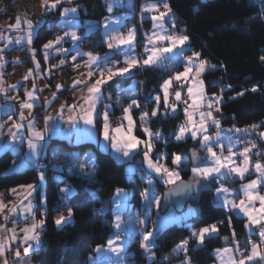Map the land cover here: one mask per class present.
<instances>
[{"label": "snow or ice", "instance_id": "obj_1", "mask_svg": "<svg viewBox=\"0 0 264 264\" xmlns=\"http://www.w3.org/2000/svg\"><path fill=\"white\" fill-rule=\"evenodd\" d=\"M65 3L71 4L72 0H42L44 11L40 19L33 21L17 16L15 23L8 25L7 29L9 33H15V35L6 36L0 32V43L3 45L0 46V93H3L7 100L18 99V97H8L6 94L9 90L18 92L22 85L18 81L17 84L4 87V68L8 63L4 55L5 50L14 44L29 48L34 69H29L23 80L32 79L34 81L37 74L42 73V70L39 60L36 59L37 49L32 45L36 39H39V30L47 23V17L53 12H60L61 19L57 27L62 35L57 34L54 39H50L42 45L41 52L44 60L47 61L52 53L57 56H71V66L78 68L80 65H76L75 61L78 58L87 57L84 66L89 69L86 73V79L74 80L71 86L74 91L80 90L79 98L72 104L62 103L55 115H46L43 129L38 128L35 117L29 119L24 115V111L28 110V114L31 116L32 109L40 99L36 93L42 89H37L35 83L32 84L31 89L23 88L26 99L19 103L18 122L12 120V115H8V121H12L11 124L8 121L0 123V149L11 150L20 160L19 163H13L12 171L19 172L25 168H33L37 170L39 180L38 184L19 185L10 190L19 200V204L8 209V215L3 217L5 222L10 217L21 214H23L24 221L31 219L32 222L20 229L19 232L15 227L7 229L4 225H0V264H9L5 253L12 249L14 242L23 245V253L26 255L30 251L39 250L44 244L40 233L44 230L48 214L47 196L44 195L40 198V208L43 211L41 219L36 220L35 211L39 209L33 202L35 200L34 194L45 183L47 165L41 164L40 161L47 158L46 154L50 149L49 140L53 135L61 134L70 140L75 137L76 143H80L83 139L95 140L97 144L109 150L116 160L129 165L127 169L129 177L134 176L140 169H145L149 176L155 177V181L169 186V190L164 196L165 203L173 196L180 194L186 198L196 199L201 191H211L213 184H218L214 189L215 202L219 207L227 209L229 213L244 218L246 220L245 227L249 234L257 235L258 241L248 240L242 247L240 242L235 239L236 234L233 229L231 246L215 249L214 256L220 261V264H264V194H261V188H264V162H261V159H256L253 163V155L262 157L264 153L259 151L254 153L255 142L246 139L247 136L253 134L264 139V131L256 133L255 130L260 125L255 124L243 129L236 127L221 128V121L214 113L220 112V105L223 103V89L220 95L208 96L205 92L204 80L201 78L205 71L214 69L216 65H210L207 60L201 58V53L197 51H192L189 56L184 55V52L189 50L185 48V45L190 38L186 34H179L175 31V17L170 15L172 9L164 0H160L158 3H148L141 8V19L144 18L146 12L158 13L150 17L153 21V31L143 34L145 36L143 59L135 52V25L129 27L126 33L121 30L128 27L126 20L129 15L134 13L132 0H109L107 12L112 13L114 6H124L130 11L123 16L109 15L102 22H81L79 18L80 6L62 7ZM166 17L171 28L165 24ZM95 31L102 33L104 43L109 49V52L103 56L90 51L85 52L82 49L83 40L87 38L88 34ZM65 44L68 47H64ZM113 55H121L124 59L112 61L110 64L106 63ZM261 60H264V56H261ZM12 62L20 63L21 61ZM68 63L70 62L60 59L57 65H52L48 69L47 75H51L52 68H58ZM121 63L125 66L120 67ZM179 65L183 66V71L170 75L160 86L163 96V113H160L161 96L153 97L149 94L144 97V103L154 102L155 108L150 115L144 112L139 117V127L146 135V139H141L134 134L138 125L132 116V110L134 108L139 109L141 106L138 92L131 86L128 89H120L116 100L112 101L111 94L106 96L102 89L115 77H123L125 74L131 75L133 69L160 67L172 71ZM97 73L98 78L94 79ZM134 83L139 84L140 82ZM63 87L59 83L56 85L57 91ZM181 89L185 90L183 96ZM256 90L257 88L253 87L252 91ZM170 94L175 103L169 102ZM243 94L240 92L237 93V96ZM234 98L232 97V99ZM52 99H56L55 93L52 94ZM124 99L129 101L127 105L124 104ZM47 102L51 103V101ZM114 104H118L123 110V116L115 126L109 116V113L113 112ZM181 104L184 106L183 112L186 119L179 126L174 138L176 141H182L186 138L198 140L206 155L200 157L194 150L191 153L192 159L188 160L173 154L172 164L174 167L169 168L166 163L162 162L167 158L165 153H160L153 159L154 144L165 141L163 135L158 131L153 132L149 124L152 118L158 114L167 116L171 113L175 115ZM98 107L100 111H97ZM14 111V105L5 106L6 113ZM97 123L100 125L99 128H97ZM6 125L7 132L5 133L3 129ZM210 127L216 129L214 134H209ZM25 144L27 151L23 150ZM238 146L241 147L238 149ZM137 155L143 156V163L135 161ZM57 158H62L54 165L58 172H62L66 166L70 173L94 181L96 166L92 154L89 153L80 157L53 150V159L56 160ZM190 165L193 180L184 182L180 173L188 170ZM250 171L256 174V179L243 184L238 192H233L225 187L229 178L243 179ZM57 180L59 183H63L62 176H57ZM145 182L148 187L140 193L145 218L140 219L130 207V194L124 189L117 188L112 198L107 201L113 213L112 224L115 231L107 241L106 247L97 245L95 251L115 254V257H106L105 264H124L121 257L126 251L127 244L139 236L141 249L147 254L152 264H156L157 236L166 227L167 222H178L189 228L191 235L189 238L183 239L173 249V253L182 252L184 254L182 264H191L188 256L190 241H195L198 247L204 246L206 240H212L219 236L218 225L223 224V221H217L196 229L191 223V218L198 216V213L192 208H189V211L180 218L171 216L160 218L161 198L155 193V182L152 179ZM60 192L63 193L62 200L67 208V215L60 214L55 219L54 223L58 228L69 223L74 216L73 209L67 206L65 199L71 198L75 194L73 187L67 185L61 188ZM6 207L0 201V213H3ZM153 208L157 209V221L151 219ZM15 223L16 221L13 220V224ZM231 223L232 215H229V226ZM135 225L141 227L137 228ZM149 226H151V230H149ZM228 239L225 237L226 241ZM14 255L17 258V264H23L18 259L21 256L19 247L15 249ZM93 264H97V262L94 261Z\"/></svg>", "mask_w": 264, "mask_h": 264}, {"label": "trees", "instance_id": "obj_2", "mask_svg": "<svg viewBox=\"0 0 264 264\" xmlns=\"http://www.w3.org/2000/svg\"><path fill=\"white\" fill-rule=\"evenodd\" d=\"M137 1L141 3L143 0ZM165 1L175 17V31L179 34H186L190 38L189 52H200L202 59L207 60L209 64L216 65L214 69H209L204 73L203 80L208 95H220L223 89V103L220 105V112L215 113L221 121V127L242 129L255 124L260 125L255 132H261L264 129V60H261V56H264V11H262L264 0ZM78 3L84 8L81 11L82 17L101 20L107 15L104 0H80ZM53 30L52 23H46L41 27L39 39L34 41V47L38 49L47 42ZM82 45L95 52L107 51L100 31L88 34ZM167 78V73L160 67H144L133 69L131 75L115 77L104 88L115 101L120 89L134 82H140L135 84L140 93L141 106L139 109L134 108L132 114L138 125L135 130L136 135L141 138H145V134L139 127V117L146 110L150 113L154 106V102L144 103V97L150 94L153 97L159 95L163 98L160 86ZM253 87L257 90L252 91ZM240 92L244 94L237 96ZM232 97L235 98L232 99ZM124 104L127 105L125 102ZM178 108L180 109L175 115L158 114L150 121L151 127L155 131L160 130L165 138V142L154 144L153 156L158 149H167L169 166H173V154L191 160L190 151L198 149V143L193 139L176 141L174 138L179 124L185 118L183 107ZM122 111L118 104H114V114H120ZM163 112L162 104L161 113ZM250 136L258 141L257 145L264 153V142L261 138L255 134ZM61 143L68 146L67 142L62 141ZM78 147L93 149L98 164L97 175L92 181L80 175H68L66 170L55 171L54 159L45 164L47 171L44 189L47 196L48 214L42 231L44 244L32 253V258L39 264H91L90 257L96 246L105 244L115 231L112 224V211L107 201L112 198L117 188H127L132 190L131 200L137 205L140 202V193L146 186V182L141 179V176L146 174L144 169L128 177L126 163L116 160L111 152L103 151L93 143L81 144ZM200 153L202 155V152ZM51 156L53 158V155ZM13 157L10 151L0 154V190L31 183L38 178L37 170L33 168L8 172ZM139 157L141 155L135 157L136 162ZM57 176L63 177V183L58 182ZM181 178L182 180H193L190 168L181 172ZM66 183L74 188L75 194L69 198L74 216L69 223L58 228L54 221L62 212L64 201L60 189ZM217 185L213 184V190L203 192L199 202L187 203L182 211L171 207L177 212H183L188 205H191L198 213V216L191 218V223L196 229L223 221V224L218 225L219 236L206 240L204 246L198 247L195 241H190L188 256L191 264H212L213 250L232 241L233 229L236 234L235 239L242 247L244 245L242 239L248 233L245 219L229 213L227 209L219 207L215 202L214 189ZM157 187L162 198L169 186L157 182ZM229 215H232L230 226L228 224ZM190 235V229L182 226L181 223H174L161 230L156 241L158 245L155 249L156 264H182L184 254L182 252L174 254L173 249ZM225 237L229 238L227 242L223 241ZM128 251L127 264H152L141 249L139 239L130 242Z\"/></svg>", "mask_w": 264, "mask_h": 264}, {"label": "crops", "instance_id": "obj_3", "mask_svg": "<svg viewBox=\"0 0 264 264\" xmlns=\"http://www.w3.org/2000/svg\"><path fill=\"white\" fill-rule=\"evenodd\" d=\"M79 1L80 0H72L71 4L65 3V4L62 5V7H76V6H80L79 18H80L81 22H86V21H100V22H102L104 20V18L109 16V15H112V16H123V15L128 14L129 11H130L127 7H124V6H119V7H115L114 6L112 13L107 12V15L105 17H103L101 20H92V19H89V18L82 17V15H81L82 12L81 11L84 8H83V5L78 3ZM104 1H105V9H106L109 0H104ZM153 2L158 3L160 1L159 0H143L141 3H139L137 0H132V3L134 5V12H136L139 9H141L144 5H146L148 3H153ZM164 2H166V1L164 0ZM43 11H44V8L42 7V0H19L18 4L15 5V6H8V4L6 3L5 0H0V32H3L6 36L7 35H15V33H9L7 29H8V25L15 23V19H16L17 16H20L21 18H27V19H31L33 21H36V20L41 18V14L43 13ZM56 12L59 15V19H58V22H57V24H58L60 22L61 17H60V12L59 11H56ZM84 13H85V11H84ZM156 14H158V13H156V12L148 13L147 16H144L143 19H140V21L143 23V24H141V27H138L137 25H135V28H136V48H135V52L141 59L143 57L142 54L144 52L143 40H144L145 36L143 34L144 33H151L153 31V27H152L153 21L151 20L150 17H151V15H156ZM170 15H172V13ZM133 19L136 20V15H134V13H132L131 15L128 16V19L126 20V24L129 21L133 20ZM167 20H168V18L166 17L165 18V24H166L167 27L171 28V25L168 24ZM44 25H46V23ZM131 26H133V25H128L126 30H123V29H121V30L126 33L128 28L131 27ZM61 35H62V33H61ZM54 38L50 37L49 40L50 39H54ZM103 40H104V38H103ZM45 43H47V42H45ZM188 43H189V41L185 45L186 49H189ZM0 46H3L2 43H0ZM17 46H22L24 48V50L29 55V61L23 62L17 55L13 54V49L15 47H17ZM32 47H34V43H33ZM64 47H68V45L65 44ZM41 48H42V46L40 48H38V49L36 48L37 49L36 59L39 60V62H40V67H41L42 73L41 74H37V78L34 81L32 79H29L28 81H24L23 80V77L27 74L28 70L29 69H34V62H33L32 58H31L29 48L27 46H24V45H15L14 44V45H10L9 49L5 50L4 55H5L6 59L8 60V63L6 64V66L4 68V73H5L4 76H3V80L5 82L4 87L7 88L10 85L17 84L18 81L21 82L22 87H21V90H19L18 92L9 90L7 92V94H6L8 97H18V99H16V100H7L5 98V95L3 93H0V123L8 121V115H12V120L18 122L19 113H20L19 103L26 99L25 92L23 91V88L31 89L33 83H35L37 89H42V91H37V93H36L40 97V99L38 100V102L36 103L34 108L32 109L31 116H29L28 110L24 111V115L26 117H28L29 119H31L32 117H35V120L37 122V126L40 129H43V127H44V119H43V121H41V120H39L37 118V112L38 111H43L45 116L48 115V114L55 115V113L59 110V107H60V105L62 103L67 102L68 104H72L79 98L80 90L77 89V90L74 91L71 86H72L74 80L86 79V73L89 71V69L87 67H85L84 64H85V61L87 60V57H84L82 59L78 58L75 61V64L76 65H80V67L76 68V67L71 66V56H67V57L66 56H57L55 53H52V54H50L49 59L47 61H45L44 58H43L42 52H41ZM82 49L85 52L90 51V52H92L94 54H99L101 56H103V55H105L106 53L109 52L108 48H107V51L104 52V53L91 51V50L86 49L85 47H83V45H82ZM191 53L192 52H189V50H186L184 52V55L185 56H189V55H191ZM72 55H75V53H72ZM60 59H65V60L69 61L70 63H68V64H70V66L73 69V71L79 73L81 75V77H77L75 75H70L69 72H67L65 70L67 64L62 65V66H60L58 68H52L51 69V75L50 76L47 75L48 69L51 68L52 65H57L59 63ZM123 59L124 58L121 55H113L109 61H106V63L110 64L112 61H122ZM16 60H19L21 62L20 63H13L12 62V61H16ZM124 66L125 65L123 63L120 64V67H124ZM180 71H183V66H180V69H178L177 72H180ZM204 73H203V75H204ZM95 78H98V73H97V76L94 77V79ZM58 83L62 84L63 86H65V84H67V86H69L70 89L72 90L73 97H72V99L70 101H68V100L64 99L63 97H61V95H60V91L61 90L57 91V88H56V85ZM89 83H91V81H89ZM130 86L136 92H138V94H140L139 91L137 90V87H136L135 83H132L131 85H129L127 87H123L122 89H128ZM104 88H105V86H104ZM104 88L102 89V91H104ZM53 93L56 94V99L55 100L52 99V94ZM122 99H123V97H122ZM138 99H139V95H138ZM47 101H51V103L49 104ZM124 102L127 104L129 101L127 99H124ZM8 104H12V105L15 106V111L14 112H12V113H6L5 112V106L8 105ZM154 108H155V103H154V106L152 108V111H153ZM179 109L180 108H177V111ZM113 110H114V105H113ZM97 111H100L99 107L97 108ZM151 112L149 113V115L151 114ZM160 113H161V107H160ZM119 115H121V117H122L123 116V111ZM109 116H110V119L112 120L111 112L109 113ZM132 116H133V119L135 120V117H134L133 114H132ZM184 120H185V118H184ZM11 122L12 121H8L9 124H11ZM112 123H113L114 126L117 125V123H114L113 120H112ZM182 123L179 124V126L182 125ZM179 126H178V128H179ZM64 127H67V125H64ZM149 127L151 128V130L153 132H157V130L155 131L151 127L150 124H149ZM97 128H99L98 127V123H97ZM178 128L176 130V133L178 132ZM210 128H209V134H214V133L210 132ZM221 128L222 129H230V127H221ZM3 131L5 133L7 132V125L3 129ZM158 132H160L163 135V133L160 130ZM135 134H136V132H135ZM145 138H146V135H145ZM145 138H141V139H145ZM164 140H165V138H164ZM261 140L264 142V139H261ZM62 141L67 142L68 146L66 147L65 145H63L61 143ZM195 141H197L198 149L200 150V152H202V156L204 157L206 155L205 151L201 149L200 143L198 142V140H195ZM85 143H93L97 147H99L101 150L109 151V150L103 148L101 145L97 144L95 140L83 139V140H81L80 143H76L75 142V137H73L70 140V139L66 138L62 134L61 135H53L51 137V139L49 140L50 149H49V151L46 154L47 158L46 159H42L40 161V163L45 165V162L48 160V156L53 155V150L60 151V152H63L65 154L78 155L80 157H84L85 155L90 153V154H92V156L94 157V160H95V166H96L95 178H96L98 164H97V159H96V156H95V152L91 148H89V149H80L78 147L79 145L85 144ZM239 147H241V146H238V149H239ZM238 149H234V150H238ZM23 150L27 151L26 144L23 146ZM5 151H10L14 155L12 164L8 168V170H9V169L13 168V163L14 162L19 163L20 160H19V157L16 154H14L11 150L0 149V154L5 152ZM163 151H165L164 148L161 150V152H163ZM153 153H154V150H153ZM156 155H157V153L154 154L153 157L156 158ZM175 155H178V154H175ZM60 159H62V158H57L55 160L54 164H53V168L55 169V171H57V170L54 167V165H56L59 162ZM260 159L263 162L264 161V156L260 157ZM135 160H136V158H135ZM137 160H138L139 163H143V156L141 155V157H139ZM173 166H170V167H173ZM189 168H191V165L189 166ZM63 170H66V173L68 175H73L72 173H70L68 171V168L66 166L64 167ZM126 170H127V165H126ZM144 171H145L146 174L145 175L143 174L141 176V179H143L145 181V179L147 178L148 173H147V171L145 169H144ZM250 174H252V173L250 172ZM191 175H192V172H191ZM45 182H46V179H45ZM227 182L225 183V187H227L228 189H230L233 192H238L241 189L240 184L243 181L240 180V179H237L236 177H231V178H229V180ZM38 183H39V180L37 178V180H35V181L31 182V183H27V184H38ZM27 184H20V185H27ZM67 185H70V184L66 183V184H64L62 186V188L66 187ZM146 185H147V183H146ZM18 186L19 185L14 186V187H10L8 189L0 190V201H2L7 206L5 208V211L3 213H0V218L4 219L3 217L5 215H8V209H10L13 206L19 204V200L17 199V197L14 196L11 193V191H10L12 188H17ZM44 186H45V183H44L43 187H40L37 190V192L34 194L35 200L33 202L36 205L37 209H39V210L35 211L36 220L41 219V213L43 211V209L40 208V198H41V196L46 195ZM165 186H167V185H165ZM130 191H132V190H130ZM131 193L129 195V205H130V207L139 216V218L142 215L145 216V212L143 211V201H142V199L140 198V202L137 205L134 204L132 202V200H131L132 199ZM156 195L161 198V196H159L158 193H156ZM161 200H162V198H161ZM25 203H26V201H25ZM257 206H258V204H257ZM153 210H154V215H156V209L153 208ZM112 216H113V213H112ZM239 217H241V216H239ZM13 220L16 221L15 224H13ZM31 222H32L31 219H28L27 221H24L23 220V214L18 215V216L14 215V216L10 217V219L7 221L8 225L5 226V227L7 229H11V228L15 227L16 230L19 232L20 229H22L26 225H30ZM245 223H246V220H245ZM135 227L139 228L141 226L140 225H135ZM149 229H150V226H149ZM246 230H247L248 233H247V236L242 239V243L245 244V242L248 241V240L258 241L257 235H255V234L250 235L247 228H246ZM40 235H41V239L43 240L42 232L40 233ZM112 236L113 235H111L109 237V239ZM137 239H139V241H140V237L139 236H137L134 240H137ZM107 241H106L105 244H102V246L106 247ZM129 245H130V242L126 246V251H125L124 255L121 257V259L124 261V264H127V262H128L127 257H128V254H129V251H128ZM226 246H231V242H228L225 245H223L221 247H218L216 249L224 248ZM18 247L21 249V256L18 258L19 261H22L23 264H39L38 261H36V260H34L32 258V253H33L32 251H30L27 255L23 253V245L20 244L19 242H14L12 244V249L5 253V257L9 261V264H17V258L15 257L14 252H15V249L18 248ZM214 251H215V249L213 250L214 261H213L212 264H220V261L214 256ZM145 255L147 256L146 253H145ZM106 257H115V254L114 253H108V252H96L94 250V253L90 257L91 264H93L94 261L97 262V264H105ZM169 264H178V263H169Z\"/></svg>", "mask_w": 264, "mask_h": 264}, {"label": "rangeland", "instance_id": "obj_4", "mask_svg": "<svg viewBox=\"0 0 264 264\" xmlns=\"http://www.w3.org/2000/svg\"><path fill=\"white\" fill-rule=\"evenodd\" d=\"M18 2H19V0H18ZM18 2L17 3H14L12 6H15V5H17L18 4ZM135 19V18H134ZM131 20L130 21V23H138V19H137V16H136V20ZM139 27V26H138ZM144 58V57H143ZM210 65H212V64H210ZM180 66H182V65H180ZM180 69V68H179ZM178 71V70H177ZM69 74L70 75H75V72L73 71V69L71 70V71H69ZM76 76V75H75ZM202 79H203V76L201 77ZM65 85H67V84H65ZM204 85H205V83H204ZM65 87V86H64ZM64 87L61 89V91H60V95H61V97H63L64 99H66V100H68V101H70L71 99H72V97H73V93H72V90L70 89V87H69V89H70V93H67V94H64L63 93V91L65 90L64 89ZM181 91H182V96L184 95V93H185V90L184 89H181ZM205 92H206V88H205ZM63 93V94H62ZM170 93H171V90H170ZM207 94V93H206ZM208 95V94H207ZM208 96H211V95H208ZM161 104H163V98H161ZM182 107H184V106H182ZM145 112H147V113H149V110H146ZM214 115H215V113H214ZM185 119H186V117H185ZM41 121H43V120H41ZM184 122H185V120H184ZM183 122V123H184ZM182 123V124H183ZM215 131H216V129L214 128V129H212V127L210 128V132L211 133H215ZM262 131H264V129L262 130ZM261 131V132H262ZM134 134H135V130H134ZM136 135V134H135ZM146 139V138H145ZM185 140V139H184ZM249 141H253V142H255V144H256V148L253 150V152L255 153L256 151H259V152H261V153H263V150L261 151L260 150V147L257 145V140H255V139H253V138H251V136L249 135ZM259 147V148H258ZM154 148H155V146H154ZM259 149V150H258ZM160 153H165L166 154V156H168V152H167V149H165V151H163V152H161V149H158L157 150V155L158 154H160ZM156 155V156H157ZM153 159H155L154 157H153ZM256 159H260V157H257V156H255V155H253V161L255 162V160ZM163 163H166L167 165H168V167L169 168H173V167H170L169 166V164L167 163V158H166V160H164V161H162ZM253 162V163H254ZM262 162V161H261ZM264 162V161H263ZM127 165V169H128V167H129V165L128 164H126ZM8 172H13L12 171V169H9V170H7ZM127 171V170H126ZM180 175H181V173H180ZM129 176V175H128ZM192 176H193V174H192ZM144 177V176H143ZM148 179H152V180H154V182H155V193H158V191H157V182L158 181H155V177L154 176H147V178L145 179V181H147ZM252 179H256V174L253 172L252 174H250V173H248V174H246L245 175V177L243 178V179H240V180H242L243 182L240 184V186H242L243 184H246V183H248V182H250ZM160 183V182H159ZM164 185V184H163ZM148 187V185H146L145 187H144V189L145 188H147ZM121 189H124L125 191H127L129 194L132 192V191H130V189H127V188H121ZM143 189V190H144ZM132 194H133V192L131 193V197H132ZM263 194V193H262ZM114 195V194H113ZM158 195H159V193H158ZM160 196V195H159ZM189 208H192V209H194L191 205H188L187 206V208L183 211V212H177V211H175L174 209H172L171 207L169 208V210L168 211H166V212H162V210H160L159 211V216H160V218H168V217H175V218H180V217H182L184 214H186L188 211H189ZM143 211H144V209H143ZM145 212V211H144ZM61 214H64V215H67V209H65V210H63L62 212H61ZM145 218V216L144 215H142V216H140V219H144ZM2 221H3V223H4V226H7L8 225V223L7 222H5V220L4 219H2V218H0ZM151 219H152V221H157V219H158V214H157V209H156V215H154V210L152 209V211H151ZM174 223H178V222H167V225H166V227H168V226H170V225H172V224H174ZM166 227H164V228H166ZM163 228V229H164ZM149 230H151V226H150V229Z\"/></svg>", "mask_w": 264, "mask_h": 264}, {"label": "built area", "instance_id": "obj_5", "mask_svg": "<svg viewBox=\"0 0 264 264\" xmlns=\"http://www.w3.org/2000/svg\"><path fill=\"white\" fill-rule=\"evenodd\" d=\"M5 1H6V3L8 4V6H12L14 3H17V2H18V0H5ZM161 10H162V9H161ZM134 15L137 16L138 23H135V22H134V23H130V21H129V22L127 23V26H128V25H137V26L141 27V24H142L141 21H140V19H141V17H140V16H141V9L137 10L136 12H134ZM147 15H148L147 12L144 13V16H147ZM172 15H173V13H172ZM58 19H59V15L57 14V12H53L50 16L47 17V23H52L53 28H54L53 33H52L51 36H50L51 38H54L57 34H61V33H62V32L60 31V29L57 27ZM126 28H127V27H126ZM126 28H124L123 30H126ZM144 42H145V38H144V40H143V43H144ZM13 54L17 55V56H18L23 62H27V61H29V55H28V53L24 50V48H23L22 46H17V47H15V48L13 49ZM179 68H180V65L177 66V67H175L172 71H169V70H167V69H164V70H165V72L167 73V77H169L170 75H174V73L177 72V70H178ZM65 70H66L67 72H69V71L72 70L70 64H67ZM75 75H76L77 77H81V75H80L79 73H77V72H75ZM174 87H175V85H174ZM64 89H65V90L63 91L64 94L70 93V89H69V87H68L67 85H65ZM103 92L105 93L106 96L108 95V93H107L105 90H104ZM63 93H62V94H63ZM169 102H170V103H175V101H174L173 97L171 96V94H170V97H169ZM180 106H183V105L181 104ZM111 116H112V120H113L114 123H118V122L120 121L121 115H119V114H114L113 112H111ZM44 117H45V114H44L43 111H38V112H37V118H38L39 120H43ZM212 129H214V127H212ZM242 129H243V128H242ZM246 139L249 140V136H247ZM258 148H259V147H258ZM258 150H259V149H258ZM48 161H53L52 156H50V157L48 158V160L45 162V164H47ZM238 162H239V161H238ZM253 162H254V161H253ZM250 172H251V171H250ZM251 173H253V172H251ZM261 193H264V188H261ZM65 199L67 200V206L72 208V206L70 205V202H69V198H65ZM65 209H67V208H66L65 204L63 203L62 211L65 210ZM0 225H4V223H3V221H2L1 219H0ZM159 260H160V261H163V259H159Z\"/></svg>", "mask_w": 264, "mask_h": 264}, {"label": "water", "instance_id": "obj_6", "mask_svg": "<svg viewBox=\"0 0 264 264\" xmlns=\"http://www.w3.org/2000/svg\"><path fill=\"white\" fill-rule=\"evenodd\" d=\"M196 151L198 153V155L200 157H203L200 153V151L198 149H192L190 151V153H192L193 151ZM184 182H191L192 180H183ZM169 188H167L164 193H163V196H162V200H161V210L162 212H165L169 207H174L177 211H182L186 204L189 203V202H199L201 197H202V193L205 192L206 190L204 191H201L199 194H198V197L196 199H190V198H186L183 194H180V195H175L173 196L171 199H169L166 203L164 201V196L165 194L168 192ZM195 195V194H194ZM229 240V239H228ZM223 241L224 242H227L225 240V238H223Z\"/></svg>", "mask_w": 264, "mask_h": 264}]
</instances>
